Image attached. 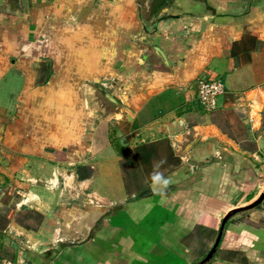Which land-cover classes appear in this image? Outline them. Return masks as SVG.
<instances>
[{"label":"crops","instance_id":"obj_1","mask_svg":"<svg viewBox=\"0 0 264 264\" xmlns=\"http://www.w3.org/2000/svg\"><path fill=\"white\" fill-rule=\"evenodd\" d=\"M28 6L0 0V264L207 254L264 192V0ZM200 78L226 85L212 112ZM214 259L264 264V200Z\"/></svg>","mask_w":264,"mask_h":264},{"label":"water","instance_id":"obj_2","mask_svg":"<svg viewBox=\"0 0 264 264\" xmlns=\"http://www.w3.org/2000/svg\"><path fill=\"white\" fill-rule=\"evenodd\" d=\"M138 2L144 6V13H147L148 15L146 16L147 19H151L153 18L159 11L160 7L163 6L167 0H146L144 2L139 1ZM18 6L19 8L24 12V13H29V6H28V0H17ZM154 50H156L159 54H161L163 56L164 59H166L164 53L161 51V49L158 46H153ZM102 98L105 100L106 103L114 106V107H119L117 105V100L116 98H114L111 94L109 93H104L102 94ZM260 130L264 129V117L261 121V124L259 126ZM196 138H193L189 144L186 146L185 150H187L188 148H190L193 144V142H195ZM264 200V192H262L259 197H257L255 200H253L252 202H250L249 204L243 205V206H239V207H235L231 210H229L225 216L222 218L220 227H219V232L216 238V241L213 245V247L211 248V250L207 253V255L204 257V259L199 263V264H205L206 262H208L209 260L212 259V257L214 256V254L216 253V251L219 248L220 245V241L222 239L223 236V232L226 226V223L236 214L241 213V212H245L247 210L253 209L255 207H259L262 203V201Z\"/></svg>","mask_w":264,"mask_h":264},{"label":"built area","instance_id":"obj_3","mask_svg":"<svg viewBox=\"0 0 264 264\" xmlns=\"http://www.w3.org/2000/svg\"><path fill=\"white\" fill-rule=\"evenodd\" d=\"M198 100L207 112L217 108L219 97L226 92V85L220 78H200L197 81Z\"/></svg>","mask_w":264,"mask_h":264},{"label":"rangeland","instance_id":"obj_4","mask_svg":"<svg viewBox=\"0 0 264 264\" xmlns=\"http://www.w3.org/2000/svg\"><path fill=\"white\" fill-rule=\"evenodd\" d=\"M139 1H142V2H144V1H146V0H139ZM146 15H148L147 13H146ZM242 213V212H241ZM190 252L189 253H192V252H196L197 251V256H196V259H195V261L194 262H192L191 264H199L203 259H204V257L207 255V254H205V250L203 251V252H200V250L199 249H194V248H191V250H189ZM218 251V250H217ZM217 251H216V253L214 254V256L212 257V259L211 260H209L208 262H206L205 264H212V262L215 260L214 258L216 257V255H217Z\"/></svg>","mask_w":264,"mask_h":264}]
</instances>
